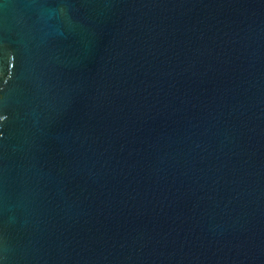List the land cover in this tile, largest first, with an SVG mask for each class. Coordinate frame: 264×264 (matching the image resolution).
Segmentation results:
<instances>
[{"label": "water", "instance_id": "obj_1", "mask_svg": "<svg viewBox=\"0 0 264 264\" xmlns=\"http://www.w3.org/2000/svg\"><path fill=\"white\" fill-rule=\"evenodd\" d=\"M0 264H264V0H0Z\"/></svg>", "mask_w": 264, "mask_h": 264}]
</instances>
